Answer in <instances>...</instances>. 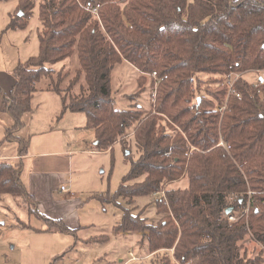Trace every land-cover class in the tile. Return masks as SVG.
Here are the masks:
<instances>
[{"label": "trees", "instance_id": "1", "mask_svg": "<svg viewBox=\"0 0 264 264\" xmlns=\"http://www.w3.org/2000/svg\"><path fill=\"white\" fill-rule=\"evenodd\" d=\"M0 1H16L7 27L26 28L33 0ZM38 17V51L11 71L7 138L32 111L37 84L45 80L42 89L59 94L62 112L85 114L98 151L116 141L127 149L133 137L138 156L107 198L122 211L114 230L140 233L155 255L150 264H264V78L242 77L264 71V1L41 0ZM74 52L78 67L62 89L70 73L53 64ZM122 61L140 73L129 99L138 98L149 75L147 111L135 102L115 107L110 75ZM235 73L229 92L227 77ZM20 168L0 159V195L24 197L46 231L71 230L35 208ZM183 177L186 187L172 186ZM162 191L160 217L149 223L135 212V197ZM247 202L246 216L226 221V208L240 211ZM247 238L261 246L253 256L244 247Z\"/></svg>", "mask_w": 264, "mask_h": 264}, {"label": "rangeland", "instance_id": "2", "mask_svg": "<svg viewBox=\"0 0 264 264\" xmlns=\"http://www.w3.org/2000/svg\"><path fill=\"white\" fill-rule=\"evenodd\" d=\"M40 1L33 0L32 15L24 31L29 34L25 49L30 56L36 55L38 51L35 41L38 36ZM14 10L13 1H0V24H6ZM20 51L24 50L20 48ZM53 67L62 68L61 74L70 73L60 84L62 89H66L68 79L78 67L76 52L53 64ZM257 72L247 71L242 77L250 83H256L259 77ZM206 75L202 74V77L206 78ZM139 76L140 73L128 62L122 61L114 66L110 82L115 107L125 109L135 102L143 111L150 108L149 75H144L145 87L138 98H128L129 94L138 89ZM80 82L83 83V78ZM45 83V80H41L37 84L38 89L32 98L33 111L21 116V146L25 144L30 155L21 160L8 161L15 166H22L21 179L26 185L30 173L45 174L40 177L43 186L38 180L35 181L39 212L49 218H62L65 224L74 229L67 232L46 231L45 221L28 212L24 197L2 194L0 264H122L129 257V251L137 256L147 246L146 241L136 232H114L112 225L118 222L122 211L121 207L107 198L119 187L129 170L130 161L138 156L134 139L129 137L131 145L127 149L116 141L106 150L98 151L94 147L95 132L86 127L85 114L62 112L59 94L42 89ZM72 92H78V87L75 86ZM55 103H61L59 110L55 111ZM11 137L0 143V149L13 155L17 153L19 143L12 141ZM61 185L68 188L69 192L61 190ZM187 185L188 179L183 177L172 186ZM49 188L52 196L58 199L57 202L50 200L47 193ZM162 196L160 192L135 197V212H141L149 223L155 224L160 217L156 210V200ZM119 200L125 207L130 206L125 199ZM245 240L244 247L248 255L253 256L260 251L258 243L249 238ZM162 252L164 250L159 253ZM154 256L144 261L137 260L133 264H150Z\"/></svg>", "mask_w": 264, "mask_h": 264}, {"label": "crops", "instance_id": "3", "mask_svg": "<svg viewBox=\"0 0 264 264\" xmlns=\"http://www.w3.org/2000/svg\"><path fill=\"white\" fill-rule=\"evenodd\" d=\"M262 1H264V0H262ZM15 2L16 1H13L14 5H15ZM9 20H10V16H9ZM9 20L6 24H4V22L0 24V127H1V129H0V143L3 142L4 140H7V134H8L7 131L13 124V119H12L11 115L5 110V105H4L5 97L9 94L13 84L15 83V79L12 76L11 71L15 67V65H17L19 62L26 60L30 56L28 51H26V49H25L27 36L29 34H27V32H24L25 28L24 29L8 28L7 26H8ZM2 26H4V27H2ZM40 29H41V23L39 20V27L37 29V32H39ZM35 47H36V50H38V36H37V39L35 41ZM20 48H22L24 51H20ZM60 67H62V66H60ZM257 73H259L258 79L264 78V71L257 72ZM45 91H48V90H45ZM59 108H61V103L58 105L55 103V111L59 110ZM32 111H33V109H32ZM21 129H22V127L20 126L13 133V135H12L13 139H11L12 141H17L20 146L22 144V140H20L21 138L19 136ZM19 145L17 148L18 149L17 153H14L13 155L11 153H5L2 149H0V158L4 159L6 161H8L10 159H20L21 160L22 158H27L30 154H29L27 148L25 147V144H23L21 146V149L23 150L22 152H19ZM20 170H21V168H20ZM41 175H45V174L42 173V174L38 175V174H35V172H32L29 175L27 185H26V183H24L22 181L24 186L26 187V189L30 193H32L33 196L35 197V208L38 211H39V209L37 208V205H38L39 197H38V190H37L38 188L35 186V181L38 180V182H40V184L43 186V184L40 180V177H42ZM19 176H20V180H22L21 179V171L19 173ZM61 186H63V185H61ZM66 189H68V188H66ZM50 190H51L50 188L47 189V193H48L50 200L57 202L58 199H55L52 196ZM60 201H62V200H60ZM36 203H37V205H36ZM52 219H58V218L54 217ZM63 222H64V220H63ZM65 225L70 229H74V228H71L70 226H68L67 224H65ZM114 225H112V229H114ZM53 231H59V230H53ZM62 232H64V231H62ZM65 232H67V231H65ZM114 232L122 233V234L130 233V232H125V233L117 232L116 230H114ZM136 233H138V232H136ZM138 234H140V233H138ZM95 239H98V238H95ZM140 246H142V245H140ZM144 250L145 251H141L137 256L133 255L132 251H129L128 252L129 257L122 264H133L137 260L144 261V260L151 258L154 255V253H148L146 246H144ZM133 257H135V259H132ZM68 264H70V263H68Z\"/></svg>", "mask_w": 264, "mask_h": 264}, {"label": "built area", "instance_id": "4", "mask_svg": "<svg viewBox=\"0 0 264 264\" xmlns=\"http://www.w3.org/2000/svg\"><path fill=\"white\" fill-rule=\"evenodd\" d=\"M92 12L96 16H98L96 7L92 8ZM152 75L155 76V72H153ZM237 76H238V73L233 74V77L232 78H230L231 75H228V77H227L228 78L227 79V83H228V86H229V92H234V89H233V81H234V79ZM216 109L219 112H222L225 109V104L223 103L221 105H218L216 107ZM60 189L69 192V190L66 189L64 186H61ZM162 193H163V191H162ZM248 210H249V202H247V204L240 211H234V210H232L229 213H225L224 216H225V219H226L227 222L233 223V222H236L237 220H239L240 218L246 216L247 213H248ZM133 258H135V257H133Z\"/></svg>", "mask_w": 264, "mask_h": 264}, {"label": "water", "instance_id": "5", "mask_svg": "<svg viewBox=\"0 0 264 264\" xmlns=\"http://www.w3.org/2000/svg\"><path fill=\"white\" fill-rule=\"evenodd\" d=\"M232 209H233L232 207H228V208H226L225 212L229 213L230 211H232Z\"/></svg>", "mask_w": 264, "mask_h": 264}]
</instances>
